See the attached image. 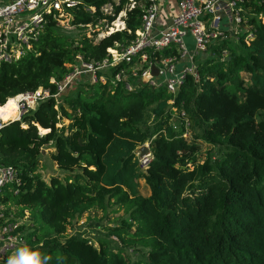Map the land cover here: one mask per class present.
Listing matches in <instances>:
<instances>
[{
    "label": "trees",
    "instance_id": "1",
    "mask_svg": "<svg viewBox=\"0 0 264 264\" xmlns=\"http://www.w3.org/2000/svg\"><path fill=\"white\" fill-rule=\"evenodd\" d=\"M128 3L83 0L73 8L70 25L90 26L89 35H67L46 15L32 49L0 63V105L39 87L55 93L51 78L70 72L76 55L96 63L110 57L109 48L128 45L143 14L142 5ZM240 5L253 37L246 43L240 32L238 41L211 44L197 57L198 80L188 74L174 94L134 78L137 87L127 90L114 75L136 60L120 61L102 71L105 82L75 78L60 96L87 82L63 99L69 109L51 96L0 129V163L20 179L17 194L0 201L31 215L26 246L50 255L49 264H264V0ZM122 10L124 26L103 29ZM98 26L107 33L97 38ZM171 55L174 46L149 61ZM146 142L152 157L141 169L135 149ZM49 143L62 177L46 182L36 170ZM201 143L209 147L203 160ZM113 204L127 217L106 226V237L64 236L71 218L94 208L106 214Z\"/></svg>",
    "mask_w": 264,
    "mask_h": 264
},
{
    "label": "built area",
    "instance_id": "2",
    "mask_svg": "<svg viewBox=\"0 0 264 264\" xmlns=\"http://www.w3.org/2000/svg\"><path fill=\"white\" fill-rule=\"evenodd\" d=\"M82 1L36 0L33 4L31 0H24L23 4L13 10L12 6L16 5L17 0H0V63L16 62L32 49V40L37 39L42 30L45 16L48 14L52 15L58 26L61 23L63 27L71 28V10L77 8ZM241 1L176 0V14L168 23L159 26L161 6L158 0H129V7H133L135 4L143 6L140 26L135 31L133 40L120 50L109 48L110 57L101 62H84L80 55H76V62L71 65L70 72L60 80L51 78V82L56 87L53 94L49 89L41 87L34 91L21 92L27 99L20 101L19 119L24 113L35 109L39 101L51 96L58 99L77 77L87 74L91 83L105 82L107 77L102 72L103 69L114 67L120 61L130 63L136 60L135 65H130L129 68L121 67L114 75V80L124 81L127 90L137 87L130 80L134 78L154 87L164 86L169 93L174 94L188 74H191L195 81L198 80L197 57L208 52L211 44L222 40L238 41L240 32L245 33L244 41L246 43L253 37L252 25L245 24L244 29L241 28L245 23ZM109 8L110 6L106 5L104 10ZM4 9L8 10L3 11ZM64 23L67 26H64ZM188 32L194 39L191 50L183 41V36ZM172 46L175 47L177 55L163 57L158 62L149 61V56L152 53ZM222 54L226 56L227 49L224 48ZM183 61L189 64L178 69L177 63ZM152 64H155L158 69L156 76L151 74ZM169 102L172 104V100ZM179 114L181 117H185L184 111H180ZM19 119L14 117L11 120ZM184 121L187 127V119L185 118ZM136 155L140 168L145 169L152 156L144 155L139 158L138 154ZM8 184L13 185L9 191L12 194H17L20 184L18 172L13 166L0 163V197L3 195V188ZM5 210V204L0 201V264H7L8 258L14 254L16 248L26 246V238L20 221Z\"/></svg>",
    "mask_w": 264,
    "mask_h": 264
},
{
    "label": "rangeland",
    "instance_id": "3",
    "mask_svg": "<svg viewBox=\"0 0 264 264\" xmlns=\"http://www.w3.org/2000/svg\"><path fill=\"white\" fill-rule=\"evenodd\" d=\"M124 13L125 10L120 11L118 13L117 18L112 22H110L109 27H106L105 24L103 25L104 26L103 29L107 28L108 31H113L122 28L125 24L123 20ZM116 21H120L122 25L120 26L114 25ZM59 25L61 30L67 31L66 34L71 36H80L83 33L89 35V32L92 31V28L90 26H88L87 28L85 27L75 28L73 26L71 28H65L61 25V23ZM63 25L67 26L66 23H64ZM101 27L102 26H98L97 29H100ZM242 29H244V27H242ZM104 33L107 32L105 30L101 31L100 29L97 34V38L103 35ZM183 41L188 49L191 50L193 48L194 39L190 32H188L183 36ZM188 64L189 63L186 61L181 62V66ZM107 69H103V71L105 70L107 72ZM85 82H87V80H77V82L74 83L73 87L69 89V92L67 94L58 97L59 99L58 102L62 103L65 108L69 109L70 107L68 106L67 102L64 103L63 99L66 97H74L77 94L78 89L81 88L80 86L82 84H85ZM62 122L67 123L68 120L66 118H62ZM177 123L178 122H175V124ZM192 132L193 129L189 127L188 131L185 134L188 139L191 138L193 134ZM207 146L208 145H206L205 143H201V154H202L200 156L201 160H203L206 156V152L209 148ZM53 150H54V145L52 143H49L43 147L41 153L39 154V164L36 170V174L46 182H49L50 178L55 175L62 177V171L59 170L58 167H56L55 162L51 158L50 154ZM139 184H140V192L143 195H147L149 193V189L145 185L144 180L140 179ZM12 188L13 185L8 184L7 187L3 188L2 193L4 194L5 192L9 191ZM110 206H111V210L109 209L106 214L94 208V209H90L87 212H84L78 218L76 217L71 218L64 236L69 237L71 235H81V236L89 237L93 241L94 238L97 236L106 237V230H105L106 226L119 224L122 219L127 217L123 209L118 208L115 204ZM5 211L10 212V214H12L15 218H17L20 221L22 226L21 228L24 234L26 235L27 232L29 231V226L32 224L31 215L22 207H17L14 204H9V203L6 205ZM110 239L116 240L114 236H112Z\"/></svg>",
    "mask_w": 264,
    "mask_h": 264
},
{
    "label": "clouds",
    "instance_id": "4",
    "mask_svg": "<svg viewBox=\"0 0 264 264\" xmlns=\"http://www.w3.org/2000/svg\"><path fill=\"white\" fill-rule=\"evenodd\" d=\"M24 0H17L15 7L23 4ZM35 4L36 0H31ZM4 9L3 11H7ZM27 97L23 93H19L16 96L8 97L7 102L4 105H0V127H4L11 119L10 109L15 111V118L19 119L20 115V101L26 100ZM52 259L50 255L43 254L39 250H34L28 246H21L16 248L14 254L7 260V264H49Z\"/></svg>",
    "mask_w": 264,
    "mask_h": 264
},
{
    "label": "crops",
    "instance_id": "5",
    "mask_svg": "<svg viewBox=\"0 0 264 264\" xmlns=\"http://www.w3.org/2000/svg\"><path fill=\"white\" fill-rule=\"evenodd\" d=\"M161 6V11L159 15L158 23L159 26L166 24L170 21L173 15L177 12V2L176 0H158ZM185 65L181 66V62L177 63V68L180 69ZM56 164V163H55ZM57 167V165H56ZM60 170V169H59Z\"/></svg>",
    "mask_w": 264,
    "mask_h": 264
},
{
    "label": "water",
    "instance_id": "6",
    "mask_svg": "<svg viewBox=\"0 0 264 264\" xmlns=\"http://www.w3.org/2000/svg\"><path fill=\"white\" fill-rule=\"evenodd\" d=\"M157 73H158L157 67L155 66V64H152L151 65V74L154 75V76H156ZM135 153L138 154V157L139 158H141L144 155H151V151H150V148H149V144H147V143L141 144L140 146H138L135 149Z\"/></svg>",
    "mask_w": 264,
    "mask_h": 264
},
{
    "label": "bare ground",
    "instance_id": "7",
    "mask_svg": "<svg viewBox=\"0 0 264 264\" xmlns=\"http://www.w3.org/2000/svg\"><path fill=\"white\" fill-rule=\"evenodd\" d=\"M114 25H116V26H120V25H122L120 22H115L114 23ZM11 110V109H10ZM12 112H13V115H12V118H14L15 117V111L14 110H11Z\"/></svg>",
    "mask_w": 264,
    "mask_h": 264
}]
</instances>
